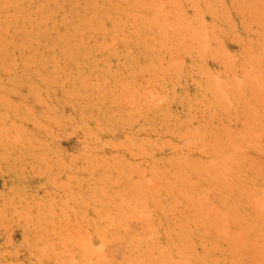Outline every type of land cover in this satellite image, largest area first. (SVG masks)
Masks as SVG:
<instances>
[{"label":"rangeland","instance_id":"rangeland-1","mask_svg":"<svg viewBox=\"0 0 264 264\" xmlns=\"http://www.w3.org/2000/svg\"><path fill=\"white\" fill-rule=\"evenodd\" d=\"M0 264H264V0H0Z\"/></svg>","mask_w":264,"mask_h":264}]
</instances>
